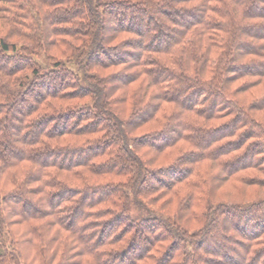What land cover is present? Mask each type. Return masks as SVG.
Returning <instances> with one entry per match:
<instances>
[{
    "label": "trees",
    "instance_id": "16d2710c",
    "mask_svg": "<svg viewBox=\"0 0 264 264\" xmlns=\"http://www.w3.org/2000/svg\"><path fill=\"white\" fill-rule=\"evenodd\" d=\"M216 2L220 6L213 9L215 15L208 22L210 27L205 28L214 34L201 42L202 63L192 69L199 76L198 86L179 101L176 92L166 88L169 79L175 76L173 57L167 53L162 62L172 67L148 68L145 71L151 76L146 78L126 71L123 57H113L107 49H98L90 53V61L96 62L92 72L103 86L93 85L89 89L81 85L59 93L66 80L65 71L71 72L66 66L64 45L76 47L80 43L76 38L87 35L82 28L65 25L81 19L84 9L82 0H43L40 12L43 24L37 25L42 30L43 44L37 42V47L47 49L50 53L47 59L55 61L50 69L54 72L51 77L60 80V84L50 83L47 79L50 74L45 73L41 80H30L29 87L24 89L30 96L21 100L26 102L25 98L30 104L29 112L35 109L29 115L37 116L34 123L38 132L46 128L57 145L43 152L32 150L35 137L32 140L27 133L20 140L25 148L9 151L5 144L0 158V201L19 204L22 209L36 202L28 197H40L43 203L40 186L43 181L44 187H60L61 191L54 193L50 204L62 205L63 215L56 218L21 215L12 227H23L26 219L34 222L49 219L50 228L73 234L74 229L88 232L95 244L112 249L108 254L119 257L118 264H124L129 254L137 255L136 264H151L149 255L156 253V246L144 244L135 237L128 239L131 227L135 226L128 225L123 213L115 211L114 202L120 197L128 180L127 173L136 162L153 161L149 171L164 172L179 180L183 172L173 167L175 161L185 155H189L188 160L197 158L193 143L185 139L175 142V129L167 130L181 104L187 121L200 133L197 138L200 145L208 147L209 157L214 153L219 160L206 158L194 165H185L195 174L183 182H173V190L165 189L155 197L150 210L156 219L178 214L189 184L198 179L207 182L221 178L223 183L216 192L217 197L226 186L242 194L241 186H245L241 180L245 178L264 183L257 174L258 161H264V0ZM193 5L194 0H167L165 11L195 12ZM143 10L151 12L150 3ZM53 24L56 26L52 27ZM4 27L0 22V53H3L0 60L7 67L13 59L8 50H15L17 43L5 36ZM49 29L50 36L60 40V47L56 46V39L49 38ZM135 35L128 28L121 29L112 43L116 48L130 47L137 42ZM24 50L21 46V53ZM128 63L135 66V62ZM13 67L19 69V65ZM8 87L0 84V90ZM95 99L102 101L99 107L93 102ZM47 105L54 111L42 112ZM4 107L11 110V106L0 105V109ZM53 120L57 122L52 123ZM18 128L19 122L6 124L5 137L10 133L19 135ZM253 161L257 166H251ZM223 164H228L229 175L239 171L227 176ZM153 178L161 186H168V181H161L155 174ZM29 183L36 186L26 187ZM227 196L222 201L229 200ZM84 220L88 223L81 227ZM146 227L154 230L151 223ZM80 255L74 253V256ZM164 255L166 258L167 253Z\"/></svg>",
    "mask_w": 264,
    "mask_h": 264
},
{
    "label": "clouds",
    "instance_id": "9594fccd",
    "mask_svg": "<svg viewBox=\"0 0 264 264\" xmlns=\"http://www.w3.org/2000/svg\"><path fill=\"white\" fill-rule=\"evenodd\" d=\"M146 3H150L151 12L143 10ZM166 4L167 0H82V18L65 26L82 28L87 35L76 38L80 43L73 41L76 47L64 45L66 66L71 72L65 71L66 80L59 93L81 85L89 89L93 85L103 86L94 78L96 74L92 72V67L96 62L90 61V53L92 55L98 49H107L110 56L124 58L126 71L146 78L151 76L145 71L148 68L172 67L162 62L163 55L170 54L175 64L172 67L175 76L169 79L166 88L176 92L179 101H183L198 86L199 76L192 69L202 63L201 42L214 34L213 31L206 32L205 28L210 27L208 22L215 15L213 9L220 5L216 0H194L195 12H169L165 11ZM43 7V0H0V22L5 26V36L17 43L15 50H8V55L13 57L8 66L0 60V84L9 85L0 90V105L11 106V110L9 107L0 109V158L3 157L5 144L9 151L25 148L20 140L26 133L32 140L35 137L32 150L43 152L57 145V141L50 139V132L46 128L38 132L37 123H34L37 116L29 115L35 109L31 107L29 112L28 101L25 98L26 102L21 100L30 96L24 93L30 80H41L45 78V73L50 74L47 77L50 83L60 84V80L51 77L54 72L50 69L55 61L47 59L50 54L47 49L37 47V42L43 44L40 39L42 30L37 28V25L43 24L40 17ZM125 28L137 33L134 37L137 42L130 47H114L112 41ZM50 31L49 38L56 39V46L60 47V40L50 36ZM21 46L25 49L22 53ZM29 57L37 62L33 63ZM128 62H135V66H130ZM13 65H19V69ZM17 71L19 75L15 74ZM32 73H36L35 77ZM93 102L98 107L102 103L100 99ZM41 111L54 110L47 105ZM17 122L19 135L10 133L6 138L4 126ZM169 129H175V142L185 139L195 145L193 154L197 158L188 160L189 155H185L175 161L173 167L183 172L179 180L170 178L164 172L149 171L153 161L144 164L136 162L131 167L127 173V183L114 202L115 211L122 212L126 217L125 222L135 226L131 227L128 239L135 237L144 244L156 246V253L149 255L151 264H264V183L242 179L245 188H256V198L247 199L242 194L239 199L222 201L216 196L223 183L221 178L207 182L198 179L189 184V191L180 202L178 214L164 220L155 218L150 210L156 202L155 197L165 189L173 190V182H183L195 174L185 165H194L206 158L219 160L214 153L209 157L206 151L208 147L200 145L197 139L200 133L187 121L182 104L176 108ZM227 165H222L225 175L233 176L239 171L229 175ZM251 166H257V162L253 161ZM258 167L257 174L264 180V161H258ZM153 174L161 181H168V186L157 183ZM35 186L31 183L26 185L28 188ZM40 186L43 188V203L40 197H28L36 202L22 209L19 204L10 205L0 201V264H118L120 258L108 254L112 249L95 244L86 231L74 229V234L65 233L60 228L48 227L49 219L40 222L26 219L23 227H12L14 221L21 219V215L49 218L63 215L60 203V206L50 204L54 193L61 191L60 187H44L43 181ZM86 223L88 220L82 221L81 227ZM149 223L154 225V230L146 227ZM77 252L81 255L74 256ZM138 259L137 255L129 254L124 264H136Z\"/></svg>",
    "mask_w": 264,
    "mask_h": 264
},
{
    "label": "rangeland",
    "instance_id": "374dc122",
    "mask_svg": "<svg viewBox=\"0 0 264 264\" xmlns=\"http://www.w3.org/2000/svg\"><path fill=\"white\" fill-rule=\"evenodd\" d=\"M241 188L243 189L242 194H244L245 198L247 199H254L258 195V193H256V188H245L243 186H241ZM225 194L226 195L228 194L227 199H239L242 195V194H237L235 189L231 188L230 186H226L224 189L220 190L217 198L222 200L224 199V196H226Z\"/></svg>",
    "mask_w": 264,
    "mask_h": 264
}]
</instances>
